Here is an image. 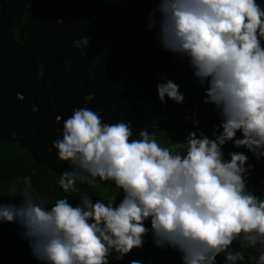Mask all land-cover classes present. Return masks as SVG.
I'll list each match as a JSON object with an SVG mask.
<instances>
[{"label": "clouds", "instance_id": "9594fccd", "mask_svg": "<svg viewBox=\"0 0 264 264\" xmlns=\"http://www.w3.org/2000/svg\"><path fill=\"white\" fill-rule=\"evenodd\" d=\"M157 25L162 47L189 58L194 76L207 85L205 102L216 106L222 122L213 138L197 128L169 147L147 129L133 139L131 122L109 124L96 111L74 109L54 147L70 164L58 184L69 195L79 193V203L66 196L49 204L31 176L8 189L19 203L0 201V222L18 223L43 264H109L113 253L122 260L143 247L149 232L157 247L179 250L183 264H217L220 254L224 264H247L243 249L264 246V198L246 179L254 165L244 152L226 160L222 150L233 141L257 161L264 157V7L257 0H158L149 29ZM89 43L85 36L74 46ZM157 88L164 104L165 97L185 100L170 79ZM98 178L123 190L119 202L94 201L82 190L95 188Z\"/></svg>", "mask_w": 264, "mask_h": 264}, {"label": "trees", "instance_id": "16d2710c", "mask_svg": "<svg viewBox=\"0 0 264 264\" xmlns=\"http://www.w3.org/2000/svg\"><path fill=\"white\" fill-rule=\"evenodd\" d=\"M264 7V0H257ZM158 0H0V201L19 203L7 196L22 176H31L34 189L49 204L68 197L74 206L79 193H65L58 184L70 169L59 159L54 141L62 138L63 122L74 109L98 112L105 123L131 122L133 139L147 129L163 146L175 147L199 128L210 138L222 117L206 103V87L194 76L187 56L165 50L159 25L149 29ZM157 19L159 13H156ZM89 36L84 48L74 41ZM170 79L185 96L183 103L165 97L157 85ZM59 118V119H58ZM198 120L199 124H195ZM237 138L242 133L237 132ZM229 153L244 152L254 170L247 187L264 198V157L256 160L247 148L229 141ZM94 201L122 198L114 181L82 186ZM151 228V221L145 222ZM143 247L109 264H183L179 250L161 249L153 235ZM233 248L239 250V243ZM247 264H258L264 246L243 249ZM225 256L217 257L224 264ZM0 264H43L33 256L23 229L16 222H0Z\"/></svg>", "mask_w": 264, "mask_h": 264}]
</instances>
